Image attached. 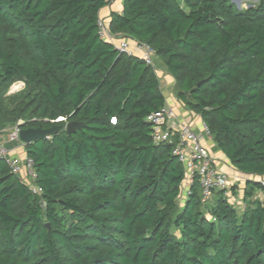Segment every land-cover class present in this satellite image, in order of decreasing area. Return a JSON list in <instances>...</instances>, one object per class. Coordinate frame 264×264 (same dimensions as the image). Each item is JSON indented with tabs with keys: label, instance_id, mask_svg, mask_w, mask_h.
<instances>
[{
	"label": "trees",
	"instance_id": "16d2710c",
	"mask_svg": "<svg viewBox=\"0 0 264 264\" xmlns=\"http://www.w3.org/2000/svg\"><path fill=\"white\" fill-rule=\"evenodd\" d=\"M110 1L0 0V129L84 123L24 144L39 194L0 158V264H264V0H122L107 22L154 51L215 147L256 177L241 209L224 190L203 201L196 176L180 198L184 166L147 119L165 104L157 71L99 34Z\"/></svg>",
	"mask_w": 264,
	"mask_h": 264
},
{
	"label": "built area",
	"instance_id": "2783aa9c",
	"mask_svg": "<svg viewBox=\"0 0 264 264\" xmlns=\"http://www.w3.org/2000/svg\"><path fill=\"white\" fill-rule=\"evenodd\" d=\"M99 34L102 38L110 41L118 51L128 55L141 57L147 65H150L157 71L154 60V51L145 43L134 40L118 39L116 35L108 30V26L104 23V19H98ZM152 123L151 138L155 143L172 144L171 152L179 162L184 166V180L181 184V197L187 193L190 183L194 176L198 177L201 186V195L203 201L211 199L214 190H224L225 195L231 203L234 204V197L231 195L230 188L232 180L228 173L219 170L216 167V159L210 154L206 145L203 143L206 137L210 136L209 129L203 121H199V127L193 126L187 122L177 120L175 109L164 104L159 110L150 114L147 118ZM39 119H18L14 124L0 129V158L9 166L12 173L18 175L23 181L30 185L33 193L39 194L41 188L34 185L32 181L35 179L33 162L30 158H21L15 154V150L24 146L20 140L19 133L21 127L27 122ZM48 121L47 118L43 119ZM50 122H64L66 119L59 117ZM259 182L264 189V176L259 177ZM263 196H257L264 206V190ZM242 201V200H241ZM243 202L241 208L243 206Z\"/></svg>",
	"mask_w": 264,
	"mask_h": 264
},
{
	"label": "crops",
	"instance_id": "0c3cea01",
	"mask_svg": "<svg viewBox=\"0 0 264 264\" xmlns=\"http://www.w3.org/2000/svg\"><path fill=\"white\" fill-rule=\"evenodd\" d=\"M104 8H106L105 9L106 12L104 13L103 18L107 24L108 16H109V13L111 11H117V12L121 11L122 0H111L110 3L107 6H105ZM116 38L131 40L128 37H124V36L119 35V34H116ZM154 60L156 63V67H157V63L160 65L159 66L160 68L159 69L157 68V73H158V77L160 79L161 90H162L164 97H165V104L170 105L175 109L178 121L187 122V123L192 124L193 126L199 127L200 118L197 115H195L192 111L186 109L184 107V105L178 101V99L174 93V80L172 79L170 74L165 70V68L162 66V64L160 62H158V60L155 58V56H154ZM203 143L206 145L210 154H212L215 157L216 167L219 170L225 171L226 173L229 174V176L232 180V185L234 184L237 186V188H238L237 194H240V198H241L242 197V190H243V187L245 185V182L248 179H255L256 177L254 175H247V174H243V173L237 171L228 162L226 157L215 147V143H214L211 136L206 137L204 139ZM23 147L24 146H22V147H20L14 151L15 154H18L21 158L25 157ZM218 155L223 157L224 160ZM256 196H263V193L258 192L256 194Z\"/></svg>",
	"mask_w": 264,
	"mask_h": 264
},
{
	"label": "rangeland",
	"instance_id": "374dc122",
	"mask_svg": "<svg viewBox=\"0 0 264 264\" xmlns=\"http://www.w3.org/2000/svg\"><path fill=\"white\" fill-rule=\"evenodd\" d=\"M230 1L236 6V8H239V9L247 8L249 6H255L258 3V0H230ZM105 9L106 8H102L99 11V17L100 18H103L104 13L106 12ZM104 23H106L105 20H104ZM159 66L160 65L157 63L158 69L160 68ZM25 90H26V86H25V83L23 81L17 80L15 82H13L3 94V101H4L5 105L8 107H11L12 105H14L19 94L23 93ZM218 156H220V155H218ZM221 158L224 160L223 157H221ZM24 181L26 182V180H24ZM180 198H182V197H180ZM234 200H235L234 201L235 206L238 209H241L242 201L240 198V194H237V196H234ZM180 203H181V200H180Z\"/></svg>",
	"mask_w": 264,
	"mask_h": 264
},
{
	"label": "water",
	"instance_id": "95a60500",
	"mask_svg": "<svg viewBox=\"0 0 264 264\" xmlns=\"http://www.w3.org/2000/svg\"><path fill=\"white\" fill-rule=\"evenodd\" d=\"M84 126L83 122L70 120L68 121L65 126L60 124L59 122L54 123L52 126L48 128H43L41 126L38 127H21L19 137L22 143L27 144L33 142L40 138H46L49 136H53L59 130L64 129L68 134H71L76 129H80Z\"/></svg>",
	"mask_w": 264,
	"mask_h": 264
}]
</instances>
